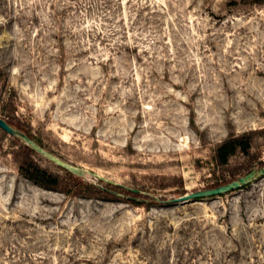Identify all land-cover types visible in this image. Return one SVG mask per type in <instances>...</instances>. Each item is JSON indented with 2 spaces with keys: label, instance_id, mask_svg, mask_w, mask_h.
<instances>
[{
  "label": "rangeland",
  "instance_id": "rangeland-1",
  "mask_svg": "<svg viewBox=\"0 0 264 264\" xmlns=\"http://www.w3.org/2000/svg\"><path fill=\"white\" fill-rule=\"evenodd\" d=\"M0 117L83 172L0 128V264H264V173L164 202L264 170V0H0Z\"/></svg>",
  "mask_w": 264,
  "mask_h": 264
},
{
  "label": "water",
  "instance_id": "water-1",
  "mask_svg": "<svg viewBox=\"0 0 264 264\" xmlns=\"http://www.w3.org/2000/svg\"><path fill=\"white\" fill-rule=\"evenodd\" d=\"M0 128L4 130L6 133L13 137H18L22 140L25 141V143L30 146L33 150L38 152L39 154L45 156L49 160L55 162L59 166L63 167L64 169L71 171L75 174H82V170L79 168L73 167L67 163H64L57 157L53 156L51 153L47 152L44 150L41 146H39L35 141H33L29 136H27L25 133L22 131L15 129L13 126H11L6 120L2 119L0 117ZM264 170H261L260 172H257L255 170L249 172L248 174L232 180L226 184H222L216 187H211L207 189H201L197 191H193L190 193H187L185 195H182L180 197L176 198H171L166 201L165 203H179V202H189V201H196V200H201L209 197H215V196H220L224 194H228L234 191H237L241 189L242 187L246 186L247 184L251 183L256 177L259 175L263 174ZM134 192H137L136 190H132Z\"/></svg>",
  "mask_w": 264,
  "mask_h": 264
},
{
  "label": "trees",
  "instance_id": "trees-1",
  "mask_svg": "<svg viewBox=\"0 0 264 264\" xmlns=\"http://www.w3.org/2000/svg\"><path fill=\"white\" fill-rule=\"evenodd\" d=\"M8 122L12 126L16 127L14 123H11L10 121ZM15 138H18V137H15ZM39 145L43 147L42 144L39 143ZM27 148L29 150H33L30 146H27ZM250 148H251V139L249 138V135H246V134L241 135V136L233 135L217 147L216 161L220 165H225L229 162L230 158L234 156L237 152L242 151L243 153H248ZM20 168H21V171L24 173V175L27 176V178H29L30 180L42 186L51 185L55 187V186H59L61 183L59 176L53 175L47 172L46 170L40 168L39 166L34 165L33 163H29V164L24 163L21 165ZM68 173L72 175L74 178H79V176L77 174L75 175V173L73 172L68 171ZM216 186H219V185H215L213 187H216ZM104 190L105 189H103V191Z\"/></svg>",
  "mask_w": 264,
  "mask_h": 264
}]
</instances>
